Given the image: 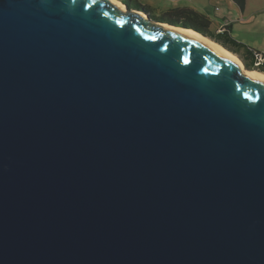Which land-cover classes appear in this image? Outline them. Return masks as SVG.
<instances>
[{
	"label": "water",
	"instance_id": "95a60500",
	"mask_svg": "<svg viewBox=\"0 0 264 264\" xmlns=\"http://www.w3.org/2000/svg\"><path fill=\"white\" fill-rule=\"evenodd\" d=\"M122 3L0 0V264H264V77Z\"/></svg>",
	"mask_w": 264,
	"mask_h": 264
},
{
	"label": "rangeland",
	"instance_id": "374dc122",
	"mask_svg": "<svg viewBox=\"0 0 264 264\" xmlns=\"http://www.w3.org/2000/svg\"><path fill=\"white\" fill-rule=\"evenodd\" d=\"M129 1L132 5H141L153 20L167 15L175 17L176 15L173 12L176 10H195L209 17L211 29H214L215 26L223 25L224 22L236 21V19L242 17V14L237 9L238 5L233 4V0ZM245 16V19L242 17L243 19L235 24L234 37L238 41L264 53V0H246Z\"/></svg>",
	"mask_w": 264,
	"mask_h": 264
},
{
	"label": "trees",
	"instance_id": "16d2710c",
	"mask_svg": "<svg viewBox=\"0 0 264 264\" xmlns=\"http://www.w3.org/2000/svg\"><path fill=\"white\" fill-rule=\"evenodd\" d=\"M120 1L126 4L129 8H136L146 12L139 4L132 5L129 0ZM233 1L240 8H243L246 4V0ZM173 13L176 15H174L175 17L167 15L162 16L157 20L164 23L167 22L195 29L201 34L209 37L213 41L223 45L228 50L237 54L247 69H258V71L264 72V54L259 50L238 41L234 37L233 31L230 29L231 22H224L223 25L220 26V29L217 30L215 28H210L211 21L208 16L195 10H176Z\"/></svg>",
	"mask_w": 264,
	"mask_h": 264
},
{
	"label": "bare ground",
	"instance_id": "6f19581e",
	"mask_svg": "<svg viewBox=\"0 0 264 264\" xmlns=\"http://www.w3.org/2000/svg\"><path fill=\"white\" fill-rule=\"evenodd\" d=\"M120 1V0H119ZM121 2V1H120ZM122 3V2H121ZM123 4V3H122ZM124 5V4H123ZM125 7V6H124ZM141 12V11H140ZM144 13V12H143ZM165 23H167V22H165ZM167 24H170V23H167ZM176 26V25H175ZM178 27H180V28H184V29H189V30H191V31H194V32H197V31H195V30H193V29H191V28H186V27H182V26H178ZM197 33H199V32H197ZM199 34H201V33H199ZM201 35H203V34H201ZM204 36V35H203ZM205 37H207V36H205ZM208 39H210L209 37H207ZM212 42H214L217 46H219V47H222L223 49H225L227 52H230L237 60H239V62L242 64V66H243V68L244 69H247L245 66H244V64H243V62L241 61V59L238 57V55H236L235 53H233V52H231L230 50H228V49H226L225 47H223L221 44H219V43H217V42H215V41H213L212 39H210ZM239 58H237V57ZM247 70H253V69H247ZM254 72H256V73H258V74H260L261 76H263L264 77V73L263 72H261V71H258V70H253Z\"/></svg>",
	"mask_w": 264,
	"mask_h": 264
},
{
	"label": "crops",
	"instance_id": "0c3cea01",
	"mask_svg": "<svg viewBox=\"0 0 264 264\" xmlns=\"http://www.w3.org/2000/svg\"><path fill=\"white\" fill-rule=\"evenodd\" d=\"M233 4H235L234 2H233ZM237 9L239 10V12L242 14V17L245 19L246 18V16H245V10H246V4H245V6L243 7V8H240V7H237ZM242 17H240V19H236V21H230L231 22V24H230V29L233 31V33H234V31H235V24L236 23H238L237 21H239V20H242L243 18ZM251 17H253V16H251ZM215 29H217V30H219L220 29V26H215ZM261 52V51H260ZM263 53V52H262ZM264 54V53H263Z\"/></svg>",
	"mask_w": 264,
	"mask_h": 264
}]
</instances>
